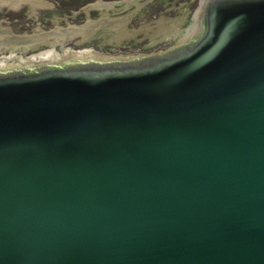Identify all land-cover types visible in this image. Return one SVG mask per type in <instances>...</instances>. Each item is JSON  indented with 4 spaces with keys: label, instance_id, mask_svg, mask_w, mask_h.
Returning a JSON list of instances; mask_svg holds the SVG:
<instances>
[{
    "label": "water",
    "instance_id": "1",
    "mask_svg": "<svg viewBox=\"0 0 264 264\" xmlns=\"http://www.w3.org/2000/svg\"><path fill=\"white\" fill-rule=\"evenodd\" d=\"M198 10L0 67V264H264V0Z\"/></svg>",
    "mask_w": 264,
    "mask_h": 264
},
{
    "label": "rangeland",
    "instance_id": "2",
    "mask_svg": "<svg viewBox=\"0 0 264 264\" xmlns=\"http://www.w3.org/2000/svg\"><path fill=\"white\" fill-rule=\"evenodd\" d=\"M200 3L0 0V67L22 64L46 50L61 58L84 50L85 56L101 57L174 44L198 18Z\"/></svg>",
    "mask_w": 264,
    "mask_h": 264
},
{
    "label": "bare ground",
    "instance_id": "3",
    "mask_svg": "<svg viewBox=\"0 0 264 264\" xmlns=\"http://www.w3.org/2000/svg\"><path fill=\"white\" fill-rule=\"evenodd\" d=\"M103 6V5H102ZM55 50V49H54ZM69 52V51H68ZM78 52V51H77ZM83 52H87V50L85 51H83ZM73 53V52H72ZM76 53V52H75ZM65 55H66V52L64 53ZM63 54V55H64ZM71 54V53H70ZM54 57H59V55H57V54H52V50H46V51H42V52H38L37 54H33V55H31L30 56V58H28V60H33L34 58L36 59V60H38V59H41V60H44V59H46V60H48V59H51V58H54ZM10 58V57H9ZM19 62H21V61H19ZM1 64V63H0ZM5 64H7V63H5Z\"/></svg>",
    "mask_w": 264,
    "mask_h": 264
}]
</instances>
